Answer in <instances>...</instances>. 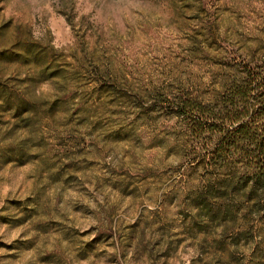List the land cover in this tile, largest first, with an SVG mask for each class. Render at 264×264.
Segmentation results:
<instances>
[{
  "label": "rangeland",
  "instance_id": "rangeland-1",
  "mask_svg": "<svg viewBox=\"0 0 264 264\" xmlns=\"http://www.w3.org/2000/svg\"><path fill=\"white\" fill-rule=\"evenodd\" d=\"M26 45L37 63L18 56ZM64 61L86 73L80 116L0 125V264H248L242 248L228 260L201 240L184 201L203 181L192 143L178 119L150 112L156 94L131 93L200 94L264 71V0H0V80ZM26 89L60 95L54 80Z\"/></svg>",
  "mask_w": 264,
  "mask_h": 264
},
{
  "label": "trees",
  "instance_id": "trees-1",
  "mask_svg": "<svg viewBox=\"0 0 264 264\" xmlns=\"http://www.w3.org/2000/svg\"><path fill=\"white\" fill-rule=\"evenodd\" d=\"M31 47L26 45L18 56L37 63L40 58ZM60 65L56 71L45 66L36 76L10 83L0 80V125L12 132L19 122L21 130L31 132L62 108L80 116L82 102L76 96L86 73L73 71L71 62ZM104 73L110 77L109 71ZM111 78L117 81L116 75ZM37 80H54L60 95L51 102L30 98L26 87ZM91 82L112 99L124 98L113 83L104 87L98 80ZM131 94L139 98L156 94V108L150 112L178 119L192 143L186 159H196L203 181L186 193L184 201L191 222L202 232L201 240L220 247L228 260L242 248L249 254L248 264H264V71H237L226 75L220 90L209 87L200 94L147 90ZM11 120L16 123L10 125ZM4 141L12 162L14 140Z\"/></svg>",
  "mask_w": 264,
  "mask_h": 264
}]
</instances>
